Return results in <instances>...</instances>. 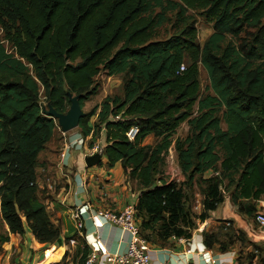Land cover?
<instances>
[{
	"label": "trees",
	"instance_id": "16d2710c",
	"mask_svg": "<svg viewBox=\"0 0 264 264\" xmlns=\"http://www.w3.org/2000/svg\"><path fill=\"white\" fill-rule=\"evenodd\" d=\"M190 12L211 26L203 43ZM165 26L171 34L159 39ZM0 34V223L8 229L0 252L25 226L37 242L61 244L37 184L42 169L51 176L62 151L47 155L59 130L46 112L65 113L75 96L83 108L98 94L101 73L120 76V92L77 129L87 147L103 135L105 166L119 163L136 181L135 221L149 245L190 239L230 189L233 210L255 223L252 202L264 198L263 2L0 0ZM183 123L188 135L174 139ZM172 144L180 183L158 177ZM194 187L199 214L190 205ZM218 239L203 234L207 249L217 243L223 250Z\"/></svg>",
	"mask_w": 264,
	"mask_h": 264
},
{
	"label": "crops",
	"instance_id": "0c3cea01",
	"mask_svg": "<svg viewBox=\"0 0 264 264\" xmlns=\"http://www.w3.org/2000/svg\"><path fill=\"white\" fill-rule=\"evenodd\" d=\"M186 126L188 135L189 127L187 124ZM180 128L177 129L174 139L179 138L177 132ZM221 128L225 130V124H221ZM76 129L67 133L66 140L80 136ZM89 138L91 136L88 140ZM100 140L104 145L103 135ZM173 144L166 157L176 156ZM84 160L83 151L72 149L62 161L60 157H56L51 176L47 175L50 173H46L44 169L41 170L44 179L48 181L47 187L52 198L46 199L44 204L52 221L60 227L61 244H41L25 226L23 235H9L10 240L3 246L0 255V264H78L82 262L84 252L90 250L94 242H98L101 249L110 254L123 253L126 250L129 240L127 232L103 220L97 213L120 212L127 205H135L139 194L137 183L124 174L119 163L113 168H107L106 160L102 157L100 163L87 167ZM212 174L208 172L205 176ZM230 192L231 189L224 192L223 204L212 212L207 220L197 223L190 239H171L164 247L149 245L151 264H264L263 234L251 219L233 210L229 200ZM252 204L258 212L264 213L263 197ZM81 205L89 206L83 217L84 229L81 235H77L74 243L70 244L69 239L76 233L70 210ZM226 224H229L231 230L234 229L235 234L240 232L241 235L231 239L226 236L220 238L219 235L228 228ZM205 232L216 233L218 241L225 242L224 249L220 250L221 245L217 243L207 249L203 244ZM48 253L51 258L49 257L47 262ZM97 264H106L104 255L98 257Z\"/></svg>",
	"mask_w": 264,
	"mask_h": 264
},
{
	"label": "built area",
	"instance_id": "2783aa9c",
	"mask_svg": "<svg viewBox=\"0 0 264 264\" xmlns=\"http://www.w3.org/2000/svg\"><path fill=\"white\" fill-rule=\"evenodd\" d=\"M117 119H119V117H115V120ZM58 130L60 131L59 128ZM136 133L137 129L131 128L127 132L126 136L129 140H133ZM72 149L83 151L84 157L93 156L95 154L100 155L101 158L104 156L103 144L101 140L95 141L91 147H87L86 140L80 135L78 138L67 140L62 151L60 152V160L62 161L66 154ZM88 209V205H81L74 206L70 210V217L74 223V227L78 235H81L84 229L83 217L87 213ZM135 212V205L133 204L125 206L120 212H98L97 216L127 232L129 235V240L126 250L123 253L110 254L101 249L98 242H94L92 243V247H90V250H88V253L83 258L82 262L78 264H97L98 257L102 255H104V261L106 264H151L149 244L139 234V227L135 221ZM254 221L264 237V213H256ZM73 243L74 240L70 239V244Z\"/></svg>",
	"mask_w": 264,
	"mask_h": 264
},
{
	"label": "rangeland",
	"instance_id": "374dc122",
	"mask_svg": "<svg viewBox=\"0 0 264 264\" xmlns=\"http://www.w3.org/2000/svg\"><path fill=\"white\" fill-rule=\"evenodd\" d=\"M189 14H191L196 21V27L198 30V41H199V43H202L208 37V35L212 32L211 26L208 25L203 20V18L200 17L197 13L190 12ZM170 17L173 18L174 16L170 15ZM170 34H171L170 27L165 26L164 28L159 30V37L158 38L159 39H165V38L169 37ZM199 82L201 85V91L204 92L205 87L208 85V77H207L205 70L201 66L199 69ZM95 83H97L99 86V92L97 95L93 96L88 102L84 103V107L82 108V112L84 114L89 113L95 106H98L106 96L118 94L120 92L121 77L120 76L108 77L107 75L101 73L95 79ZM95 117L96 116L94 115L91 118L90 123L94 122ZM56 124H57V122H56ZM180 127L181 128L177 132V136L179 138H184L187 135V131H186L187 126H186V124H183V126H180ZM76 131H78V129H76ZM67 133H70V132H67ZM67 133L62 134L60 131L56 132L55 137H54V142L50 146V150H48L47 155H49V151L51 152V151L57 150V147H59V149L61 148V150L63 149L64 144L67 142V140H66L67 139ZM63 135H65V136H63ZM61 138L63 139L62 141H61ZM100 139L101 138H98L97 141ZM51 156H52V154L50 155V157ZM59 156H60V152L57 154L58 158H59ZM52 160H54V158H52ZM177 166L178 165L176 163V156L175 155H174V157H171V158L165 157L164 165L161 168L162 173L158 174V177L165 178L169 181L175 180L177 183L182 182L184 179H183L182 175H181L182 178L180 177L179 170H178ZM46 180L44 179V173H41V177H39V179L37 181V184L39 186V199L43 203H45L46 199H48V200L52 199L51 196L49 195V189L47 187L48 181H46ZM192 197L193 198L190 201V205L192 207V210L194 213L199 214L201 211V196L197 190V187H194ZM223 226L225 227V224H223ZM228 226H229V224H226V227H228ZM233 230H231V227H228L225 230H223L222 234H220L219 237L222 239L224 238V236H226L227 238L228 237H236L237 238L241 235L240 232L235 234ZM4 232H6V227H4L0 223V234H3ZM2 252H3V247H2V251L0 252V255L2 254ZM50 256H51V254L48 253L47 262L51 258Z\"/></svg>",
	"mask_w": 264,
	"mask_h": 264
},
{
	"label": "water",
	"instance_id": "95a60500",
	"mask_svg": "<svg viewBox=\"0 0 264 264\" xmlns=\"http://www.w3.org/2000/svg\"><path fill=\"white\" fill-rule=\"evenodd\" d=\"M264 3V0H260ZM69 107L63 114L55 112L52 108H48L46 115L51 117L57 122V126L62 133H67L78 127L80 120L84 117L82 108L79 104V97H69ZM85 164L87 167H93L100 163L101 156L95 154L93 156L85 157Z\"/></svg>",
	"mask_w": 264,
	"mask_h": 264
}]
</instances>
